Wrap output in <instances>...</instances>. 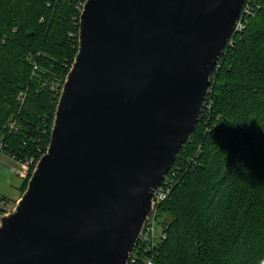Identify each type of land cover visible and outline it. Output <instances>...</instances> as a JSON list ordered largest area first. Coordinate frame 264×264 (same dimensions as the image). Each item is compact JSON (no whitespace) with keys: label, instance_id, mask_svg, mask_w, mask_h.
<instances>
[{"label":"water","instance_id":"obj_1","mask_svg":"<svg viewBox=\"0 0 264 264\" xmlns=\"http://www.w3.org/2000/svg\"><path fill=\"white\" fill-rule=\"evenodd\" d=\"M246 0H85L51 140L0 264H129Z\"/></svg>","mask_w":264,"mask_h":264},{"label":"trees","instance_id":"obj_2","mask_svg":"<svg viewBox=\"0 0 264 264\" xmlns=\"http://www.w3.org/2000/svg\"><path fill=\"white\" fill-rule=\"evenodd\" d=\"M84 2L0 0V154L21 161L46 152ZM246 7L165 177L155 247L138 242L129 264H264V0Z\"/></svg>","mask_w":264,"mask_h":264},{"label":"built area","instance_id":"obj_3","mask_svg":"<svg viewBox=\"0 0 264 264\" xmlns=\"http://www.w3.org/2000/svg\"><path fill=\"white\" fill-rule=\"evenodd\" d=\"M83 4L82 3V6H81V10L83 8ZM244 8V6H243ZM245 12H249V8L246 7L243 11H242V15H241V18L240 20L238 21V24L236 26V31L238 30H241L243 28V22H242V16ZM13 125V124H12ZM0 148H2V145L0 146ZM18 166L16 167V171L17 172H21L23 174V176H28L29 177L31 176L35 166H36V163L38 161V159L34 158V157H29L25 160H21V161H18ZM165 180V179H164ZM165 181L162 182V184L157 188L156 192H155V195H154V202H155V207L154 209L152 210L150 216L148 217V220L142 230V233H141V236L139 238V241L138 242H142V244L146 245V248L147 249H153V247H155V240H156V233H155V229H156V210H157V205L159 204V201L161 202L162 200H164L169 192H170V189L171 187L169 186V183H164ZM151 240L154 241V244L152 245V243L150 242ZM131 257H132V254H131ZM131 259V258H130ZM137 261V257H134L132 258V262H136ZM146 263L147 264H154L153 262V258L152 257H149L147 260H146Z\"/></svg>","mask_w":264,"mask_h":264},{"label":"rangeland","instance_id":"obj_4","mask_svg":"<svg viewBox=\"0 0 264 264\" xmlns=\"http://www.w3.org/2000/svg\"><path fill=\"white\" fill-rule=\"evenodd\" d=\"M17 166L18 162L15 159L7 154H0V195L6 197L4 201L0 202V207L4 206L6 208L4 213L11 211L14 208L17 200L21 197V185L23 184V181L29 179V175L23 176L24 173L22 174L15 170ZM161 202L159 201V204ZM155 214L157 215V210ZM161 228V225L156 223V236L161 233Z\"/></svg>","mask_w":264,"mask_h":264}]
</instances>
